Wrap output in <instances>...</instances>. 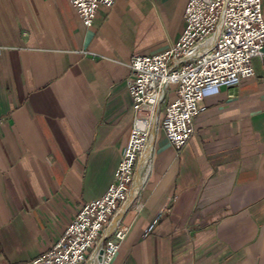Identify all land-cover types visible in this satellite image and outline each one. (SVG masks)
Returning <instances> with one entry per match:
<instances>
[{
	"label": "crops",
	"instance_id": "1",
	"mask_svg": "<svg viewBox=\"0 0 264 264\" xmlns=\"http://www.w3.org/2000/svg\"><path fill=\"white\" fill-rule=\"evenodd\" d=\"M188 2L116 0L89 28L69 0H0V264H33L106 194L135 120L131 60L179 41ZM253 67L201 102L182 150L155 133L113 264H264V55Z\"/></svg>",
	"mask_w": 264,
	"mask_h": 264
},
{
	"label": "built area",
	"instance_id": "2",
	"mask_svg": "<svg viewBox=\"0 0 264 264\" xmlns=\"http://www.w3.org/2000/svg\"><path fill=\"white\" fill-rule=\"evenodd\" d=\"M69 2L90 28L99 9L111 8L116 0ZM185 21L170 49L132 58L128 93L135 120L114 180L102 198L83 205L64 234L33 264H113L130 234L120 209L129 199L138 164L150 160L144 157L151 152L155 133L163 132L182 150L195 133L194 119L204 110L201 102L255 76L253 61L264 55L262 0H189ZM172 87L175 98L169 101Z\"/></svg>",
	"mask_w": 264,
	"mask_h": 264
},
{
	"label": "bare ground",
	"instance_id": "3",
	"mask_svg": "<svg viewBox=\"0 0 264 264\" xmlns=\"http://www.w3.org/2000/svg\"><path fill=\"white\" fill-rule=\"evenodd\" d=\"M148 154L144 157V161H146L148 159ZM143 163H145V162H143Z\"/></svg>",
	"mask_w": 264,
	"mask_h": 264
},
{
	"label": "water",
	"instance_id": "4",
	"mask_svg": "<svg viewBox=\"0 0 264 264\" xmlns=\"http://www.w3.org/2000/svg\"><path fill=\"white\" fill-rule=\"evenodd\" d=\"M142 164H144L143 162H141V166H142Z\"/></svg>",
	"mask_w": 264,
	"mask_h": 264
}]
</instances>
